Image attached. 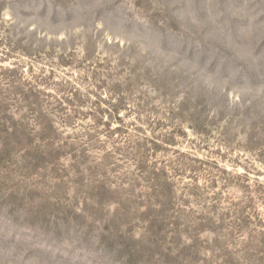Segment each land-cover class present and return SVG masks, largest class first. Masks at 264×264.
I'll return each instance as SVG.
<instances>
[{
  "label": "rangeland",
  "instance_id": "obj_1",
  "mask_svg": "<svg viewBox=\"0 0 264 264\" xmlns=\"http://www.w3.org/2000/svg\"><path fill=\"white\" fill-rule=\"evenodd\" d=\"M0 264H264V0H0Z\"/></svg>",
  "mask_w": 264,
  "mask_h": 264
}]
</instances>
